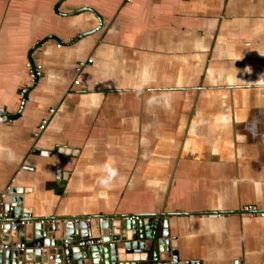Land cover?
<instances>
[{"label":"crops","instance_id":"1","mask_svg":"<svg viewBox=\"0 0 264 264\" xmlns=\"http://www.w3.org/2000/svg\"><path fill=\"white\" fill-rule=\"evenodd\" d=\"M0 107L24 220L160 215L181 261L264 263V0H0Z\"/></svg>","mask_w":264,"mask_h":264},{"label":"water","instance_id":"2","mask_svg":"<svg viewBox=\"0 0 264 264\" xmlns=\"http://www.w3.org/2000/svg\"><path fill=\"white\" fill-rule=\"evenodd\" d=\"M17 194L18 190L9 188L0 195L4 212L0 220V242H18L19 238H29L28 231L33 221V238H42V241L28 250L0 249V264H196L179 259L175 238L170 235L166 220H163L162 231L156 237L157 221H153V217L160 215H150L148 221L144 217L136 220L115 215L98 225L79 217H68L54 222L48 229L49 226L33 219H27L31 223L20 224L27 220L22 218L26 210ZM74 218H79L78 222ZM89 229L91 234H88ZM88 235L101 237L102 242L92 246L62 248L66 236L74 240ZM33 238L27 242L30 243Z\"/></svg>","mask_w":264,"mask_h":264},{"label":"built area","instance_id":"3","mask_svg":"<svg viewBox=\"0 0 264 264\" xmlns=\"http://www.w3.org/2000/svg\"><path fill=\"white\" fill-rule=\"evenodd\" d=\"M125 2H129L131 0H123ZM84 62H82L81 65H83ZM26 69H27V73H28V78L30 80V82H35L38 78L41 77L42 75V66L41 64L38 63H34L33 61H28L26 63ZM79 69V67H78ZM28 90V86H24L21 89V94H25L26 91ZM55 111L54 108H50L49 112L53 113ZM5 110L4 108L0 107V113H4ZM48 122V118H43L40 121L39 124V130L44 129V127L46 126ZM2 195V194H1ZM244 213L248 214V215H259V216H264V209H257V207L253 206V205H246L243 207V211ZM4 217V212L1 209V203H0V220ZM81 219H83L85 222L87 223H92V222H96V223H102L104 222L106 219H109L108 217H79ZM79 218H74V221L79 220ZM140 216L138 215H129V216H125V219H139ZM112 219V218H110ZM65 221V219H64ZM45 220L44 219H40L38 220V223L40 224H44ZM78 222V221H77ZM31 223L30 221H21L20 224H28ZM102 242L101 237H95V236H90L88 235L85 238H79V239H74V240H69V239H64L63 240V245L65 247L69 246L70 244H74L76 246L79 247H85V246H92L94 244H100ZM40 243V240L38 239L36 241V245ZM27 247V244L23 241H18V242H10L8 240H5L4 242L0 243V249L2 250H25Z\"/></svg>","mask_w":264,"mask_h":264}]
</instances>
